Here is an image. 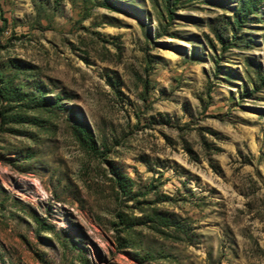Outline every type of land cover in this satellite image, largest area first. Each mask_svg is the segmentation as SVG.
Instances as JSON below:
<instances>
[{"label": "rangeland", "instance_id": "obj_1", "mask_svg": "<svg viewBox=\"0 0 264 264\" xmlns=\"http://www.w3.org/2000/svg\"><path fill=\"white\" fill-rule=\"evenodd\" d=\"M0 264H264V0H0Z\"/></svg>", "mask_w": 264, "mask_h": 264}]
</instances>
